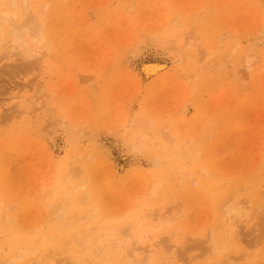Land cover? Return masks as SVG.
Segmentation results:
<instances>
[{"label":"rangeland","instance_id":"obj_1","mask_svg":"<svg viewBox=\"0 0 264 264\" xmlns=\"http://www.w3.org/2000/svg\"><path fill=\"white\" fill-rule=\"evenodd\" d=\"M0 52V264H264V0H0Z\"/></svg>","mask_w":264,"mask_h":264},{"label":"bare ground","instance_id":"obj_2","mask_svg":"<svg viewBox=\"0 0 264 264\" xmlns=\"http://www.w3.org/2000/svg\"><path fill=\"white\" fill-rule=\"evenodd\" d=\"M27 26V28H30L31 27V25H26ZM17 28H15V29H12V31L11 32H13V34H11L9 37L11 38L10 40H9V43H7L8 45H10V48H8V49H10V52H12L11 50H13V52H15V51H19L20 50V48L22 47V45L25 43V40H24V38L23 37H21V32H18L19 30H16ZM16 30V31H15ZM28 33L30 34H34V28H31L30 29V31H28ZM30 34V35H31ZM23 36V35H22ZM33 36V35H32ZM33 37H35V36H33ZM33 43H35L36 45H34L31 49H28V51H27V53L25 54V55H28L29 57H33L32 59L34 60V58H37L38 56V54H39V51H38V48H37V41L35 40ZM7 47H9V46H7ZM8 49H3L4 51L5 50H7L8 52H9V50ZM17 49V50H16ZM19 49V50H18ZM22 49V48H21ZM15 50V51H14ZM3 51V52H4ZM7 51H6V53H7ZM2 52V53H3ZM1 52H0V54H2ZM16 53V52H15ZM18 53V55H22V54H19V52H17ZM21 53V52H20ZM4 54H5V52H4ZM4 54H2V55H4ZM22 56H24V55H22ZM28 56H26L28 59H29V57ZM32 59H30V60H32ZM154 67V66H153ZM152 67V68H153ZM249 67V66H248ZM158 68H159V66H158ZM155 69V68H154ZM153 69V70H154ZM149 70V69H148ZM157 70V69H156ZM155 70V71H156ZM152 71V70H151ZM153 73V72H152ZM239 213V216H245L244 214H246V212L245 211H243V210H239L238 211ZM162 218V217H161ZM161 218H158V220L160 221L161 220ZM137 224H140V221H138L137 222ZM117 244H120V243H117ZM116 244V245H117ZM102 250H103V248H101ZM23 254H25V252H22ZM22 253L20 254V255H22ZM141 255V254H140ZM132 264H153L152 263V261H151V259H150V255H144V256H139V255H137V254H133L132 255ZM111 259L109 258V261H110ZM229 264H231V263H229Z\"/></svg>","mask_w":264,"mask_h":264}]
</instances>
